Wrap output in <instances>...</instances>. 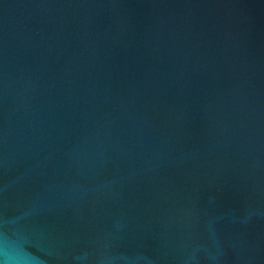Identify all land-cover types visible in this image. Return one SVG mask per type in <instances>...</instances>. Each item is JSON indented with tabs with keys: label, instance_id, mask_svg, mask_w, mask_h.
Masks as SVG:
<instances>
[{
	"label": "water",
	"instance_id": "obj_1",
	"mask_svg": "<svg viewBox=\"0 0 264 264\" xmlns=\"http://www.w3.org/2000/svg\"><path fill=\"white\" fill-rule=\"evenodd\" d=\"M0 264H264V0H0Z\"/></svg>",
	"mask_w": 264,
	"mask_h": 264
}]
</instances>
